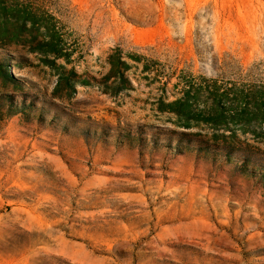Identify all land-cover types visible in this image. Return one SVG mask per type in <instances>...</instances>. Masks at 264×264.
I'll return each mask as SVG.
<instances>
[{
    "label": "rangeland",
    "instance_id": "obj_1",
    "mask_svg": "<svg viewBox=\"0 0 264 264\" xmlns=\"http://www.w3.org/2000/svg\"><path fill=\"white\" fill-rule=\"evenodd\" d=\"M0 61V264H264V0H0Z\"/></svg>",
    "mask_w": 264,
    "mask_h": 264
},
{
    "label": "trees",
    "instance_id": "obj_2",
    "mask_svg": "<svg viewBox=\"0 0 264 264\" xmlns=\"http://www.w3.org/2000/svg\"><path fill=\"white\" fill-rule=\"evenodd\" d=\"M48 48L54 53V58L47 60L48 64H51V66L56 67L57 66V80L55 84V88L53 90V95L60 97V98H68L71 93L74 91L75 83L76 81L71 77V75H68L65 73L66 65L60 64L56 65V59L57 58H65V61L69 63V58L66 57L67 55L63 53L59 47V43L55 40H50L47 43H45ZM129 65L122 61L120 57L117 58L116 61L111 63V67L109 72L105 75L106 79L115 77V79L119 82L129 83V79L125 75V71L128 70ZM71 74H74V69L71 68L69 71ZM0 76L3 77L5 82H11L14 84L15 87L20 86L19 79H17L13 73L10 71L9 66L6 64L5 61H0ZM82 85H88L90 84V81L88 79H83L81 81H78ZM66 88V92L64 93L62 90ZM62 92V94L60 93ZM105 92H109L111 94H116L117 90L113 89H106ZM34 97V96H33ZM38 96H35L32 100H28L26 98L20 99V101L15 100V98L12 97L9 93H0V119H3L5 117H10L17 115L19 113H25V112H36L39 111L38 116H43L44 113V107H39V100ZM177 102H170L169 106H173V104ZM191 124L189 122L185 123V127H190ZM179 146L182 147L183 143H188L190 140H186V133H180L179 134ZM185 135V136H184ZM189 136V135H188ZM189 139V138H188ZM189 144V143H188ZM190 147V145H187L186 148ZM234 145L231 144H222V145H208V147L203 148L200 147L202 150H204L206 153L208 152H217V154H220L223 157H226L227 161L230 163H234L236 161V150L234 149ZM181 151L184 150V148L180 149ZM241 151L243 149H240ZM240 151V152H241ZM244 155L243 161L241 165H238L237 161V169L243 174H247L248 176L253 175L257 178L261 179V182L264 186V161H255V159H252L250 155H247L248 153L246 150L244 152H241ZM238 159V157H237Z\"/></svg>",
    "mask_w": 264,
    "mask_h": 264
}]
</instances>
